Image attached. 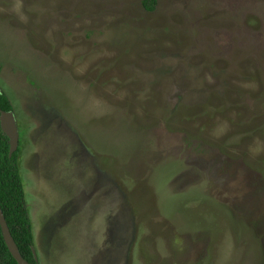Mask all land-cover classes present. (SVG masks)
<instances>
[{
	"label": "rangeland",
	"instance_id": "rangeland-1",
	"mask_svg": "<svg viewBox=\"0 0 264 264\" xmlns=\"http://www.w3.org/2000/svg\"><path fill=\"white\" fill-rule=\"evenodd\" d=\"M0 0V91L38 264H264V0Z\"/></svg>",
	"mask_w": 264,
	"mask_h": 264
},
{
	"label": "trees",
	"instance_id": "trees-1",
	"mask_svg": "<svg viewBox=\"0 0 264 264\" xmlns=\"http://www.w3.org/2000/svg\"><path fill=\"white\" fill-rule=\"evenodd\" d=\"M156 3V0H142V6L147 11H154ZM12 110L13 107L8 97L0 92V113ZM8 151V138L0 129V208L21 257L28 264H38L31 250L33 247V233L18 167V152L20 149L18 148L12 157L8 156ZM0 264H17L7 250L1 227Z\"/></svg>",
	"mask_w": 264,
	"mask_h": 264
},
{
	"label": "water",
	"instance_id": "water-1",
	"mask_svg": "<svg viewBox=\"0 0 264 264\" xmlns=\"http://www.w3.org/2000/svg\"><path fill=\"white\" fill-rule=\"evenodd\" d=\"M0 129L2 133L8 138V143H9L8 156L12 157V155L17 152L19 147V132L17 128L16 119L12 111L0 113ZM0 227L2 230L5 245L11 257L15 260L17 264H28L21 257L18 251L17 245L11 236L10 230L5 221V217L3 215L1 208H0ZM31 250L34 258L36 259L33 247L31 248Z\"/></svg>",
	"mask_w": 264,
	"mask_h": 264
},
{
	"label": "clouds",
	"instance_id": "clouds-1",
	"mask_svg": "<svg viewBox=\"0 0 264 264\" xmlns=\"http://www.w3.org/2000/svg\"><path fill=\"white\" fill-rule=\"evenodd\" d=\"M1 92V91H0ZM3 93V92H2ZM18 128V127H17Z\"/></svg>",
	"mask_w": 264,
	"mask_h": 264
},
{
	"label": "flooded vegetation",
	"instance_id": "flooded-vegetation-1",
	"mask_svg": "<svg viewBox=\"0 0 264 264\" xmlns=\"http://www.w3.org/2000/svg\"><path fill=\"white\" fill-rule=\"evenodd\" d=\"M19 132V131H18Z\"/></svg>",
	"mask_w": 264,
	"mask_h": 264
}]
</instances>
